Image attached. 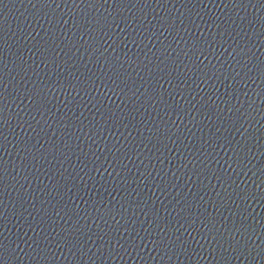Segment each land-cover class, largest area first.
<instances>
[{
	"label": "water",
	"instance_id": "water-1",
	"mask_svg": "<svg viewBox=\"0 0 264 264\" xmlns=\"http://www.w3.org/2000/svg\"><path fill=\"white\" fill-rule=\"evenodd\" d=\"M264 219V0H0V264H210Z\"/></svg>",
	"mask_w": 264,
	"mask_h": 264
}]
</instances>
